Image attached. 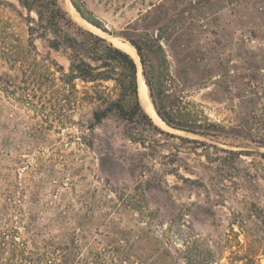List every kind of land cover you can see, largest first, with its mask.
Masks as SVG:
<instances>
[{
	"label": "rangeland",
	"instance_id": "obj_1",
	"mask_svg": "<svg viewBox=\"0 0 264 264\" xmlns=\"http://www.w3.org/2000/svg\"><path fill=\"white\" fill-rule=\"evenodd\" d=\"M79 1L107 31L82 17L71 0H61L78 25L114 45L120 39L134 47L135 55L128 53L137 63L139 87L146 83L158 117L140 92L153 126L114 115L91 126L95 105L82 102L52 132L56 144L65 142L68 152L78 153L74 190L86 195L95 217L82 257L98 264H185L188 239L202 257L212 252V264H264V21L254 33L251 0ZM28 24L17 1L0 0V71L21 79L24 70L48 63L68 72L66 52L33 40ZM132 40L142 45L145 62ZM7 54L22 60L13 68ZM78 83L83 90L84 83ZM155 100L170 113L202 120L207 115L221 127L207 132L173 128L157 113ZM17 105L21 115L34 114ZM26 125L11 123L12 147L29 142ZM83 135L92 145L87 149L79 143ZM26 152L12 150L15 182L29 178L21 157L36 161L35 153ZM121 230L128 233L126 241L116 234ZM64 232L58 226L52 230Z\"/></svg>",
	"mask_w": 264,
	"mask_h": 264
},
{
	"label": "trees",
	"instance_id": "obj_2",
	"mask_svg": "<svg viewBox=\"0 0 264 264\" xmlns=\"http://www.w3.org/2000/svg\"><path fill=\"white\" fill-rule=\"evenodd\" d=\"M15 1L27 13L31 38L44 39L52 49L64 50L70 68L66 72L62 67L53 69L52 65L44 63L40 70L34 67L29 73L24 70L25 77L21 79L16 73L0 71L3 93L0 94V134L5 138L0 142V264H98L94 258L81 255L83 248L89 246L88 230L95 217L89 203L85 202L86 195L74 190L77 173L73 163L78 153L68 152L65 142L56 144L52 132H58L56 126L66 124L69 110L79 109L82 102L95 105L91 126L113 115L133 125L153 126L141 104L137 63L125 50L78 25L63 8L61 0ZM71 1L82 17L107 31L102 21L89 15L83 2ZM248 8L257 16L252 29L258 34L257 29L262 28L264 21V0H251ZM132 43L145 62L142 45L135 40ZM32 46H35L33 41ZM5 58L13 68L22 60L18 54H7ZM57 72L60 75L57 76ZM146 79L152 97L156 98L154 81L148 76ZM109 81H113L114 86L108 85ZM78 82L84 83L83 90ZM7 100L12 107L7 105ZM17 104L34 114L21 115L13 107ZM154 104L159 116L173 128L207 132L221 127L207 115L203 120L197 119L191 113H170L156 100ZM11 123L27 124L29 142L12 147L7 136ZM128 136L136 140L134 133ZM79 138L80 145H85L86 149L92 146L86 136ZM13 149H24L28 155L35 153L34 163L21 157L20 162L27 163L29 176L22 181L15 182L13 178L14 168L9 163ZM68 189H73L72 195ZM80 202L83 204L77 207ZM56 226L65 232L52 233ZM232 232L237 234L234 229ZM116 234L123 241L128 239L125 230ZM185 241V264H212V252L202 257L188 239Z\"/></svg>",
	"mask_w": 264,
	"mask_h": 264
},
{
	"label": "bare ground",
	"instance_id": "obj_3",
	"mask_svg": "<svg viewBox=\"0 0 264 264\" xmlns=\"http://www.w3.org/2000/svg\"><path fill=\"white\" fill-rule=\"evenodd\" d=\"M115 45H117L118 47H120L121 49L129 52L130 54H132L133 56L135 55V49L134 47H132L129 43H127L126 41H120V39H115L114 40ZM140 92H141V96L143 99V102L147 105V107H149V111L156 117L157 114L155 113V110L151 104V101L149 99V92H148V88L147 85L144 81H141L140 83Z\"/></svg>",
	"mask_w": 264,
	"mask_h": 264
}]
</instances>
